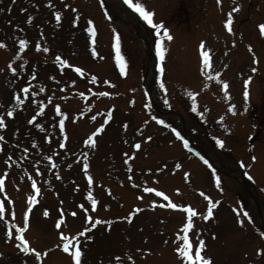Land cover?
<instances>
[{"label": "rangeland", "instance_id": "rangeland-1", "mask_svg": "<svg viewBox=\"0 0 264 264\" xmlns=\"http://www.w3.org/2000/svg\"><path fill=\"white\" fill-rule=\"evenodd\" d=\"M107 2L121 19L105 15L98 0H0V264H75L74 247L81 249V264H200L195 249L201 239V255L211 264H264V236L255 216L256 195L264 221V126L253 134L258 115L246 110L239 116L264 91V0ZM136 3L153 13L152 24L140 19L131 6ZM136 19L149 46H156L155 71L141 24L139 36L132 26ZM225 49L231 54L224 61ZM205 50L212 68L208 81ZM56 54L68 61L66 67L54 61ZM151 78L155 103L182 116L189 138L207 142L215 167L241 182L231 169H244L255 191L181 150L180 117L159 116L146 104ZM181 90L200 96L187 108ZM202 110L204 121L196 114ZM107 111L110 117H104ZM102 124L92 143H85ZM254 136L259 138L248 145ZM204 201L218 203L208 219L200 217ZM11 225L23 229L35 251H21ZM62 233L68 241L59 242ZM182 234L191 243V262L175 251ZM66 242L70 253H64Z\"/></svg>", "mask_w": 264, "mask_h": 264}, {"label": "snow or ice", "instance_id": "snow-or-ice-1", "mask_svg": "<svg viewBox=\"0 0 264 264\" xmlns=\"http://www.w3.org/2000/svg\"><path fill=\"white\" fill-rule=\"evenodd\" d=\"M126 3H130V0H125ZM134 10L136 12H138L140 14L141 17H143L144 20H146L149 24H152L153 21L151 19V17L153 16V13L150 12V11H145V8L143 5L139 4V3H136V4H132L131 5ZM236 8L238 9L239 8V5L236 6ZM233 11H236V9H233ZM55 18L57 21H59L61 19V16H60V13L57 12L55 14ZM31 19V17H29V20ZM231 20H232V16H231V13H229V16H228V19L225 21V26L227 27L228 25H230L231 23ZM73 23H75V21H73ZM154 27L156 29H162L163 28V25L161 24H155ZM260 29H261V33L264 34V25H260ZM229 31H231L232 29L229 27L228 28ZM89 32H92L93 30L91 28L88 29ZM163 35L166 36L168 39H171V36L168 34V30L167 29H163ZM20 46L21 48L24 47L25 45V41L24 40H20ZM39 47V45L37 46ZM116 47H117V61L118 63H120V66H121V72L124 71V59L122 56H120L119 54V38H117V43H116ZM157 47L159 49V52H158V55H160L161 59H163V49L160 47V43L159 41L157 42ZM45 51H47V48L44 49ZM203 55V59H204V63L207 64L208 63V60H209V54L207 51L203 52L202 53ZM57 59H59V57H57ZM13 71H15L16 69H12ZM77 71L79 72L80 69H77ZM161 87L163 88L164 85L161 84ZM23 91H27V89H24ZM41 91H43V89H41ZM194 95V94H193ZM16 100H17V103L19 104L21 101L19 99V97H16ZM7 115L8 116H12L13 115V112L11 110H9L7 112ZM32 119H35V117H33ZM31 122V121H29ZM107 122V121H105ZM161 124L164 123L163 120L159 121ZM5 127V124H4V121L2 118H0V129L4 128ZM37 127H39V125H37ZM104 127V125L102 124L100 127L96 128L95 132L88 137V139L85 141V143H92V136L96 135V133H99L101 132L102 128ZM3 139V136H0V140ZM217 144H222V141L220 140H217L216 141ZM185 144H187V141H185ZM61 147H63V145H61ZM135 147L139 148L140 145L139 144H136ZM205 163H207V161H205ZM88 165L85 163V168H87ZM176 167H179V164L176 165ZM187 175V174H186ZM89 181L91 182V177H89ZM33 187L35 188V184H33ZM145 191H155L154 189H145ZM159 196H164V193L163 192H158L157 193ZM91 199V196L89 197ZM165 199H167V197H165ZM29 201L31 202L32 201V197H29ZM170 203V206L172 208H176L177 205L176 204H171ZM92 204L95 205L96 204V200H92ZM136 211H140L139 208L136 209ZM188 212H192V209L191 208H188L187 209ZM0 215H3L2 211H0ZM45 215H47V210L45 211ZM73 215H75V213H73ZM212 215V210L211 208L208 210V215L207 216H204V219H208L210 216ZM244 215L246 216L247 213H244ZM128 219H131V214H129L128 216ZM99 222V221H97ZM59 221H57V227H59ZM93 227H95V225H93ZM189 227H191V221H189V223H186L183 225V228L185 230H187ZM85 232L88 231L87 228L84 229ZM79 236H83L84 233L81 232V233H78ZM262 236H264V232L261 233ZM62 238L65 240V241H68V237L67 236H64L63 233L61 234ZM21 241H22V244H23V248H24V251H35L34 249H31L28 247V241L26 239L23 238V236L20 237ZM75 239V238H73ZM86 239L88 240H91L92 239V236H87ZM177 239H180L179 236H177ZM76 244L78 245L79 244V241L76 240ZM204 247V241L201 239L198 243V245L196 246V249H195V259L197 261L200 262V264H211V261L209 258H204L202 257L201 255V250L202 248ZM191 248V243L189 242V238L187 236V234L184 235L183 237V243L181 244L180 247H177L175 249V251L183 258V259H186L188 260L189 262H191L193 260V256L190 255L189 253V249ZM63 250L65 252H69L70 248H69V243L66 242L63 244ZM39 256L40 254L37 253V259H39ZM72 259L73 261L75 262V264H81V249L80 247H75V250L72 252Z\"/></svg>", "mask_w": 264, "mask_h": 264}]
</instances>
